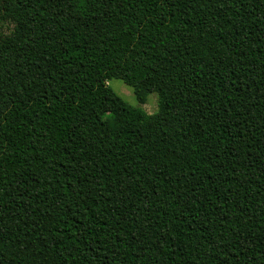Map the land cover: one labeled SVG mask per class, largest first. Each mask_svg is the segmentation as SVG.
<instances>
[{
  "label": "trees",
  "instance_id": "obj_1",
  "mask_svg": "<svg viewBox=\"0 0 264 264\" xmlns=\"http://www.w3.org/2000/svg\"><path fill=\"white\" fill-rule=\"evenodd\" d=\"M0 264H264V0H0Z\"/></svg>",
  "mask_w": 264,
  "mask_h": 264
},
{
  "label": "rangeland",
  "instance_id": "obj_2",
  "mask_svg": "<svg viewBox=\"0 0 264 264\" xmlns=\"http://www.w3.org/2000/svg\"><path fill=\"white\" fill-rule=\"evenodd\" d=\"M107 83L113 92L130 106L141 108L150 115L156 112L157 96L155 93L149 94L147 101L144 104H139L136 101L133 90L129 86L125 85L119 78H109Z\"/></svg>",
  "mask_w": 264,
  "mask_h": 264
}]
</instances>
